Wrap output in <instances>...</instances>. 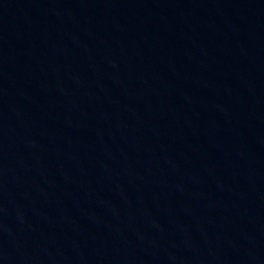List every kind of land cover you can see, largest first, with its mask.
<instances>
[{"label": "water", "instance_id": "95a60500", "mask_svg": "<svg viewBox=\"0 0 264 264\" xmlns=\"http://www.w3.org/2000/svg\"><path fill=\"white\" fill-rule=\"evenodd\" d=\"M0 264H264V0H0Z\"/></svg>", "mask_w": 264, "mask_h": 264}]
</instances>
